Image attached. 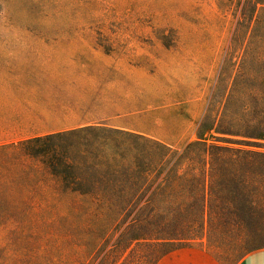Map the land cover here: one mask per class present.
<instances>
[{
  "label": "rangeland",
  "instance_id": "1",
  "mask_svg": "<svg viewBox=\"0 0 264 264\" xmlns=\"http://www.w3.org/2000/svg\"><path fill=\"white\" fill-rule=\"evenodd\" d=\"M225 1L0 0V59H77L83 94L100 97L84 106L128 112L104 126L180 150L201 135L242 150L204 229L181 243L236 264L264 248V0ZM18 123L0 120V141L51 130ZM117 238L92 264H103ZM22 247L0 231V252Z\"/></svg>",
  "mask_w": 264,
  "mask_h": 264
},
{
  "label": "trees",
  "instance_id": "2",
  "mask_svg": "<svg viewBox=\"0 0 264 264\" xmlns=\"http://www.w3.org/2000/svg\"><path fill=\"white\" fill-rule=\"evenodd\" d=\"M208 141L180 150L89 125L1 144L0 231L23 250L0 252V264H92L117 234L103 264H157L198 236L211 199L235 176L242 150Z\"/></svg>",
  "mask_w": 264,
  "mask_h": 264
},
{
  "label": "crops",
  "instance_id": "3",
  "mask_svg": "<svg viewBox=\"0 0 264 264\" xmlns=\"http://www.w3.org/2000/svg\"><path fill=\"white\" fill-rule=\"evenodd\" d=\"M76 60L0 59V120L17 121L16 126L22 128L51 129L0 143L101 125V121L120 119L128 114L123 110L107 112L84 106L98 104L100 97L96 90L94 95L83 94L84 89L76 79ZM79 76H83L81 72ZM107 126L128 129L114 123ZM157 264L221 263L206 249L184 247L164 255ZM236 264H264V248L248 252Z\"/></svg>",
  "mask_w": 264,
  "mask_h": 264
}]
</instances>
